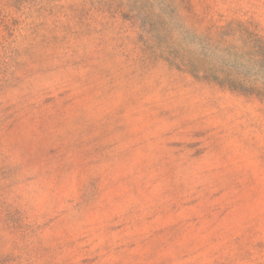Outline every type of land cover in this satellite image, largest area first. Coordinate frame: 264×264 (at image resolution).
<instances>
[{
    "label": "rangeland",
    "instance_id": "374dc122",
    "mask_svg": "<svg viewBox=\"0 0 264 264\" xmlns=\"http://www.w3.org/2000/svg\"><path fill=\"white\" fill-rule=\"evenodd\" d=\"M0 264H264V0H0Z\"/></svg>",
    "mask_w": 264,
    "mask_h": 264
}]
</instances>
